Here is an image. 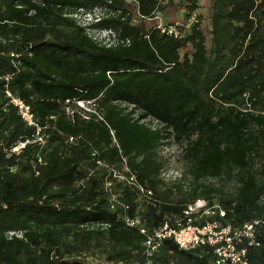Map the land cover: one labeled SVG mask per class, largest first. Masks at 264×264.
I'll return each instance as SVG.
<instances>
[{
  "label": "trees",
  "instance_id": "trees-1",
  "mask_svg": "<svg viewBox=\"0 0 264 264\" xmlns=\"http://www.w3.org/2000/svg\"><path fill=\"white\" fill-rule=\"evenodd\" d=\"M182 3L186 23L198 0ZM96 7L114 13L90 27L112 32V45L67 17ZM179 9L173 0H0V264L88 255L105 264H211V250L184 251L171 239L147 258L146 237L123 221L139 217L151 234L199 199L216 206L201 223L258 222L254 243L242 238L238 247L247 264H264V0H211L209 41L199 21L187 32L177 25ZM79 102L93 113L82 116ZM42 134L40 148L33 141ZM168 137L184 144L186 169L164 198L158 151ZM233 174V194L200 184Z\"/></svg>",
  "mask_w": 264,
  "mask_h": 264
},
{
  "label": "built area",
  "instance_id": "built-area-1",
  "mask_svg": "<svg viewBox=\"0 0 264 264\" xmlns=\"http://www.w3.org/2000/svg\"><path fill=\"white\" fill-rule=\"evenodd\" d=\"M87 15L93 16L94 24L100 20L99 16L94 14V12ZM162 32L176 35V32L172 28L162 29ZM7 96L11 98L12 104L18 107L21 117L28 124L33 125L29 108L22 102L15 100L8 92ZM70 141H72V138ZM112 177L119 181L126 180L141 193L144 192L142 187L136 183L133 176L126 179L123 175L113 172ZM107 185L109 186V183ZM111 201L113 202L112 204L114 202L117 203L114 196H112ZM121 207L126 208L123 205ZM215 208L216 206L208 207L204 200H196L183 212V218L175 219L172 224H170V220L165 221L161 227L153 230L151 234H147L146 230L140 227L139 217H125L123 221L129 227H139L140 234L146 237L144 253L147 258L154 257L163 241L171 239L179 249L184 251L211 250L214 258L211 264H247L246 250L239 248L238 243L242 238L247 239L250 245L254 243V227L258 222L246 224L236 230L231 229L229 226L222 227L217 221L201 223L203 218L215 214ZM219 215L222 217L223 212H219Z\"/></svg>",
  "mask_w": 264,
  "mask_h": 264
},
{
  "label": "rangeland",
  "instance_id": "rangeland-1",
  "mask_svg": "<svg viewBox=\"0 0 264 264\" xmlns=\"http://www.w3.org/2000/svg\"><path fill=\"white\" fill-rule=\"evenodd\" d=\"M129 2V0H127ZM175 3L179 6V11L175 15L174 19L177 22L178 26H184V30L187 32L189 29V26L196 21H199L201 30L203 34L206 36V38L210 39V20H209V14H210V6H211V0H198L197 3V9L194 13L191 14L190 19L184 23V16L186 15V11L184 9V4L182 3V0H173ZM92 12L101 17L107 12L102 7H96L92 9ZM110 12H107L109 14ZM109 15H114V13H110ZM67 17L74 20L78 25L81 27L86 28V32L90 37H92L94 40L98 42H102V44L105 45H112L115 43L113 40V34L109 30H99V29H91L88 27H91L94 25L93 16L87 15V13H84L79 11L74 14H69ZM157 20L159 27H163L165 25L166 20L161 17L160 14H157ZM88 103H77V106L82 110L79 113L82 116H88V113H93V105H87ZM67 114L71 116L72 112L71 110H67ZM141 122L146 123L147 121L141 120ZM153 128H155L157 125L152 123ZM36 142L40 148H43L46 145L47 138L44 134L37 136V138L33 141V143ZM163 145L159 148V154L163 160V173L162 178L166 185L159 189V193L162 194L165 198V195L168 194V189H170V186L172 184L170 182H173L176 178H180V176L183 174V172L186 169V160L184 158V144L178 145L172 142L171 138L168 137L166 140L163 141ZM119 172H125V167H122ZM236 176L233 174L232 178L228 181L219 182L215 179H207L202 180L200 182L201 185L209 186L213 185L217 188H221L224 192V194H233L236 190ZM188 187L185 189V193L189 194V191L187 190ZM220 194L214 195L213 197V203L215 205L220 204ZM162 196V197H163ZM170 197V196H169ZM169 197H166V200H170ZM134 203L136 204V207L138 210L142 211L144 210V207L142 206V202L140 198H136ZM72 264H105L103 260H98L93 256H83L76 259V261H73Z\"/></svg>",
  "mask_w": 264,
  "mask_h": 264
}]
</instances>
